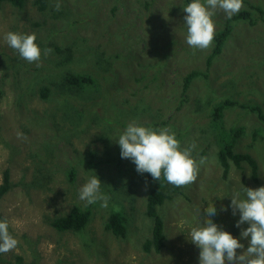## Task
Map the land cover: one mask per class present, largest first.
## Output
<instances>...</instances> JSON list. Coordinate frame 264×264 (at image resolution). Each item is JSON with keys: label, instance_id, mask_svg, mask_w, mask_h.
I'll return each instance as SVG.
<instances>
[{"label": "rangeland", "instance_id": "rangeland-1", "mask_svg": "<svg viewBox=\"0 0 264 264\" xmlns=\"http://www.w3.org/2000/svg\"><path fill=\"white\" fill-rule=\"evenodd\" d=\"M35 1L25 0L22 7L0 5V186L6 171L12 185L0 199V220L8 221L9 232L18 241L16 249L0 254V264H19L18 256L25 257L20 264H199L200 250L189 235L190 228L198 223L199 210L202 220L204 209L213 204L217 209L214 223L226 226L232 219L236 226L240 214L237 210L233 215L230 195L240 191L243 197L244 187L264 186V169L254 181L248 164L240 168L230 159L231 169L225 173L216 155L219 146L203 136L213 128L219 133L220 128L231 132L243 127L244 136L238 134L235 150L255 155L259 147H264V23L258 14L254 15L258 20L255 25L249 20L231 22L229 45L208 67L207 55L212 50L193 51L186 43V29H178L184 26L181 18L187 15L182 10L189 4L185 0H47V9ZM57 2L63 9L70 8L68 16L57 18L53 6ZM212 19L215 30H225L229 23L222 11ZM9 31L35 33L40 61L29 63L9 47L4 39ZM68 46L73 53L65 61L66 53L57 49ZM46 48L52 51L44 55ZM18 63L22 71L39 68L36 70L44 79L43 85L51 88L48 98H42L37 88L29 90L27 82L20 89L14 87ZM148 64L159 69L146 67ZM194 69L205 71L208 78L194 79L189 91L183 93L185 76ZM68 70L91 72L102 84L98 88L89 86L85 98H76L78 95L58 85ZM36 79L29 82L32 88ZM61 97L68 103L59 108ZM228 98L234 106L224 108L222 117L214 121L215 106ZM133 120L145 127L158 126L156 129L175 127L174 132L179 131L182 137V130L189 126V140H180L181 136L176 139L182 148L195 143L197 157L207 158L196 181L183 187L174 202L159 208L168 236L167 245L158 252L153 246L145 249L154 226L146 213L149 173H138L130 159L121 158L116 142ZM107 134L109 142L103 139ZM49 141L58 145L57 158L43 149ZM111 151H116L112 159L130 163L135 169L133 177H121L114 163L91 169L87 163L91 152H96L99 160ZM44 167L56 173L45 187H39ZM71 168L76 169L74 182L68 177ZM97 171L102 179L101 192L107 196H120L115 193L116 184H127L130 178H135L132 189L136 194L133 200L122 199L130 218L127 238L105 229L109 207L95 208V218L86 232L99 240L90 255L82 234H58L47 217L56 216V210L67 211L78 202L88 206L79 199V189ZM247 227L245 222L240 228L227 229L245 246L237 249L238 255L249 246L250 238H240L241 229ZM26 237L38 240L34 254L25 244Z\"/></svg>", "mask_w": 264, "mask_h": 264}, {"label": "clouds", "instance_id": "clouds-1", "mask_svg": "<svg viewBox=\"0 0 264 264\" xmlns=\"http://www.w3.org/2000/svg\"><path fill=\"white\" fill-rule=\"evenodd\" d=\"M242 7L243 0H192L182 8L187 14L184 16L187 27L186 43L193 49L209 48L215 34L212 17L217 11H222L228 19H231ZM60 8L61 4L57 2L55 10L59 11ZM4 39L8 46L17 50L20 57L27 62L40 61L41 49L36 43L35 33L21 34L9 31ZM51 51L45 49L44 54L47 55ZM129 56L127 54L126 58ZM17 135L22 136L21 133ZM116 142L121 150V158L130 159L138 173H149L154 181H159L163 175L164 180L175 187L194 183L200 166L207 160L206 157H201L197 162L192 156L195 143L182 148L171 128L154 129L141 126L135 120L127 124ZM101 184L98 176L92 175L80 187L79 199L86 201L88 205L102 201L101 207H108L110 197L101 192ZM230 197L233 215H236L237 210L240 215L236 226L229 225V227L234 230L235 227L240 228L246 222L249 227L241 229L240 238H250L249 246L242 254H237V249H244L245 246L240 239L224 231V223H221L220 228L213 222L212 217L217 214V209L212 204L204 209L202 220L201 209L199 210L198 223L192 226L189 232L191 242L200 250L199 264H225L226 261L228 264H264V186L256 189L244 187L243 197L240 191L234 192ZM221 210L227 211V208ZM17 246V239L9 232L8 221L0 220V254H6Z\"/></svg>", "mask_w": 264, "mask_h": 264}, {"label": "trees", "instance_id": "trees-1", "mask_svg": "<svg viewBox=\"0 0 264 264\" xmlns=\"http://www.w3.org/2000/svg\"><path fill=\"white\" fill-rule=\"evenodd\" d=\"M191 3L192 0H186V2ZM91 1H89L90 3ZM245 7L240 10V12L236 15H234L231 19H229V23H227V27L225 30H215L214 34V39L212 41V44L209 48L207 49H193V51L196 52H210L211 54L207 55V65L210 67L213 64V61L215 58H217L219 55L222 54L223 50L227 48L229 45V41H231V32H232V26L231 22H244L245 20H249L251 24L255 25L257 24V19L254 18V15H259L260 19L264 23V3L263 4H257L256 2H252L250 0H243ZM5 3L14 5V6H19L22 7L25 4V0H0V5H4ZM36 5H39L42 9H47L49 2L47 0H36L35 1ZM26 5V4H25ZM55 6V4L53 5ZM147 6L149 4L147 3ZM69 9V10H68ZM71 10L70 8H60L59 11H57V18L61 16H68L70 14ZM153 18V17H152ZM150 22V21H148ZM181 22L183 23L182 27H178L179 30L186 29L187 28L185 25L184 18H181ZM47 49V48H46ZM60 53H66L64 60L69 61L73 49L71 46L68 47H61L57 49ZM45 55V54H44ZM43 55V56H44ZM116 57L120 58V55L117 54ZM54 61V60H53ZM51 62V60H50ZM55 62V61H54ZM60 65L62 63H59ZM16 67L18 68L16 70V73L14 75L15 81H14V87L20 89L25 86L27 82V87L29 90H34L38 89L39 92L41 93L42 98H48L51 95V88L49 85H43L44 79L41 77L40 73H37L39 68H35L33 70H30V72L22 71V65L20 63L15 64ZM160 66V64H158ZM82 65H78L77 67H81ZM152 69H155V71L158 68V66H155L154 64H148L146 67H150ZM142 67H144L142 65ZM76 70V69H75ZM78 71V70H77ZM79 73H73L72 71H69L64 74L65 77L62 78L60 81V84L63 88L66 89V91H70L71 93H74L76 98H85V95L88 93V91H85L89 86L92 87H97L101 86L102 82L94 76H91V72H82L78 71ZM29 75V78L27 79L25 75ZM156 75V74H155ZM203 76L205 79L208 78V74L205 71H201L198 69H194L193 72L187 74L185 76L182 92L186 93L189 91L190 86L194 82V79ZM40 77V78H39ZM37 78V79H36ZM33 79H36V85L35 87H31L29 82ZM208 84V83H207ZM210 84V83H209ZM208 84V85H209ZM209 87V86H208ZM35 91V90H34ZM211 91V90H210ZM76 92V93H75ZM212 92V91H211ZM213 93V92H212ZM211 93V94H212ZM185 96V95H184ZM223 100H221L222 102ZM68 103V99L65 98H60L58 100L57 106L64 107ZM211 103V100H209L208 104ZM235 103H233L230 98L225 100L219 105H216L214 108V114H213V119L218 120L219 118L222 117V110L224 108H229L234 106ZM213 106V104L211 105ZM210 106V107H211ZM199 110V108H198ZM264 119V116H262ZM48 128V126H46ZM154 129L158 126H149ZM171 128V127H170ZM172 130V129H171ZM176 130L175 127H173V132ZM260 131V130H259ZM184 137L181 136L179 131H176L175 134L180 140L186 139L189 140V135H191V132L189 130V126H187V129L182 130ZM241 132H245L243 127L239 128H233L231 132L225 131V129L220 128V131L218 133V129H212L210 132L204 131V138L208 142H214L219 146L218 152H217V158L222 166L224 168L225 173H228V171L231 169V164H230V159H232L236 165L240 168H243V163L248 164L249 167L251 168V175L252 179L254 181L258 180V176L260 175V172L264 169V147H259L257 149V152L255 155L248 152V151H243V150H235L234 147L236 144L239 143L238 141V134ZM261 135V133H258ZM242 135V133H241ZM244 136V135H242ZM212 139H211V138ZM104 140L108 141L110 139L109 134H107V137H103ZM43 149L47 150L49 154H55V158L60 155L58 148H56L58 145L54 143L53 141H49V143L42 145ZM188 147V146H187ZM56 148L55 153L53 150ZM121 151V150H119ZM46 152V151H45ZM116 151H111L109 152L105 158L96 160L98 158L96 156V152H91V159L87 162L90 167L93 168H98L101 169L100 167L105 164V163H114L118 167V172L121 177L127 176V177H133L135 175V169L130 166V163H125L123 164L122 159L119 158L117 160L112 159L115 155ZM203 155V154H202ZM258 155V157H256ZM192 156L196 160L199 159L197 157V149H194L192 151ZM49 162V160H48ZM53 162V161H50ZM47 162H44L46 164ZM125 165H127V169H125ZM40 170V168H38ZM49 169V168H48ZM45 170V175L42 174L40 170V174L42 175L43 178H40L39 182L37 183V186L39 187H45L51 180H52V175L56 173L54 170H47L44 167ZM94 172V171H92ZM224 173V172H223ZM99 175L100 171H97L94 173V175ZM148 174V173H147ZM102 175V173H101ZM76 169L71 168L68 173V177H70L71 182H74L76 180ZM135 181V178H130V181L126 184L122 182L121 185L116 184L115 193H118L120 196H114V195H109L110 197L108 203V207L110 208V214L107 218V221L105 222V229L107 231H111L112 234L116 236H124V238H127V231H128V222L130 221V218L127 217L128 213L125 211V208L123 207V198H131L132 200L135 199V190L134 188L132 189V183ZM147 181L149 182V196H148V201L149 203L147 204V216L149 219H151L152 223L154 224L153 226V233H152V238L147 242V246H145V249L148 251L150 250V247L153 246L157 252L160 251L163 247L167 245V234L165 233V224L163 219L160 216L159 213V208L165 205L166 202H174L175 198L178 196L179 193H183L182 189L183 187L186 186H181V187H175L169 183H167L163 175L161 176V179L159 181H154L152 176L149 174L147 177ZM245 181V180H244ZM246 182V181H245ZM102 183V179H101ZM131 183V184H130ZM187 186H190L187 185ZM12 188L11 182H10V173L6 171L4 173V183L0 186V199L8 193ZM102 201H97L94 204L88 205L84 207L85 205H82L81 202H78L74 204L69 210L61 212L59 210H56V216H53L52 218L47 217V220L49 221V224L58 232V234H65V233H71V234H82L85 249L87 250L88 254L92 255V249L95 248L96 243H98L99 238L97 236H89L87 234V229L89 224L93 221L95 218L94 210L95 208L99 207L101 205ZM230 225L233 226V220L230 219ZM224 225V224H223ZM38 242V240H36ZM36 242L28 237L25 239V244L28 246L29 249L32 250L33 254L35 251L34 245ZM17 260L20 263L25 261L24 256H18Z\"/></svg>", "mask_w": 264, "mask_h": 264}, {"label": "flooded vegetation", "instance_id": "flooded-vegetation-1", "mask_svg": "<svg viewBox=\"0 0 264 264\" xmlns=\"http://www.w3.org/2000/svg\"><path fill=\"white\" fill-rule=\"evenodd\" d=\"M224 226V225H223ZM224 231H227L228 227H229V224H226V226H224Z\"/></svg>", "mask_w": 264, "mask_h": 264}, {"label": "water", "instance_id": "water-1", "mask_svg": "<svg viewBox=\"0 0 264 264\" xmlns=\"http://www.w3.org/2000/svg\"><path fill=\"white\" fill-rule=\"evenodd\" d=\"M199 161V159H197V162ZM174 213H176V211H174ZM220 227V225H218ZM221 228V227H220Z\"/></svg>", "mask_w": 264, "mask_h": 264}]
</instances>
